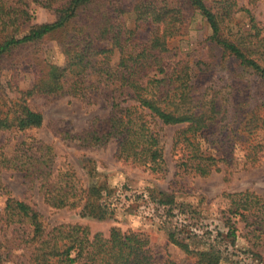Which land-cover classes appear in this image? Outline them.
<instances>
[{
    "label": "trees",
    "instance_id": "16d2710c",
    "mask_svg": "<svg viewBox=\"0 0 264 264\" xmlns=\"http://www.w3.org/2000/svg\"><path fill=\"white\" fill-rule=\"evenodd\" d=\"M31 4L52 10L55 20L29 24ZM186 6L204 19L213 48L264 84V23L248 8L238 7L237 0H212L211 4L207 0H184L179 6H172L168 0H0V58L54 34L64 56L62 65L44 63L28 88H20L13 81L4 84L0 78V136L42 125V113L29 104L34 96L69 95L88 100L103 85L102 89L111 92L109 114L93 118L87 128L69 136L71 140L90 147L114 140L118 159L158 173L163 172L165 160L155 126L184 124L173 138V145L182 143L188 151L179 167L203 176L218 170L216 159L202 152L196 136L226 120L232 109L236 115L234 106L240 99L218 98L217 92L208 93L202 86L199 90L191 80L189 67L181 61L171 62L169 43L185 33ZM234 25L240 27L234 30ZM146 27L151 29L146 40H141L138 32ZM115 52L118 60L113 65ZM242 101L245 105L252 103L248 96ZM249 114L246 126L264 127V117L256 110ZM253 141H246L247 148L254 152L264 149V144ZM258 157L254 155L252 162ZM55 158L52 145L34 138H21L12 148L0 143V171L22 172L37 181L49 206L80 208L89 215L104 217L106 195L111 189L103 184L85 186L72 167H57ZM94 164L88 159L87 168L92 171ZM2 194L7 197L0 220L29 227L25 240L28 264H164L158 263L141 233L112 227L105 238L100 233L91 234L78 223L48 228L43 215L26 201L10 196L0 178ZM224 195L229 200L228 221H246L253 247H264V198L249 190ZM158 203L164 206L168 218L169 241L195 257L192 264L221 263L217 247L194 250L180 235L172 221L176 215L173 197L159 199ZM255 255L260 256L257 252ZM6 257L0 243V264Z\"/></svg>",
    "mask_w": 264,
    "mask_h": 264
},
{
    "label": "rangeland",
    "instance_id": "374dc122",
    "mask_svg": "<svg viewBox=\"0 0 264 264\" xmlns=\"http://www.w3.org/2000/svg\"><path fill=\"white\" fill-rule=\"evenodd\" d=\"M182 1L168 0L172 6H179ZM207 1L211 4L212 0ZM237 5L248 8L257 20L264 23V0H237ZM187 7L183 8L187 24L185 33L172 38L169 43L171 62L186 64L191 80L199 90L202 86L208 93L217 92L218 98L240 99L238 106H234L236 115L232 109L226 120L213 125L207 133L196 136L202 152L216 159L218 170L203 176L179 167L181 158L188 151L182 143L173 145V138L185 128L184 124L155 126L164 146L165 160L163 172L158 173L118 159L114 140L93 147L71 140L69 136L87 128L93 118H104L109 114L111 92L100 85L88 100L69 95L34 96L29 104L42 113V125L23 133H5L0 136V143L12 148L21 138L28 141L34 138L52 145L57 167H72L85 186L103 184L111 189L106 195L108 205L104 217L89 215L80 208L49 206L43 200L39 183L24 177L22 172L2 170L0 178L10 196L26 201L43 215L48 228L78 223L87 227L91 234L100 233L105 238L112 227L122 232L134 231L147 238L148 247L158 263L192 264L195 257L186 255L168 239V218L164 206L158 201L171 196L175 201L176 214L173 224L186 238L190 248L201 250L214 245L223 258L220 264H264V247H253L254 239L250 233L247 234L246 221L239 218L228 221L229 200L224 195L249 190L264 198V149L254 152L246 144L247 140L251 142L253 139L256 141L252 144H264V127L244 124L251 110L264 117V84L256 75L241 71L238 62L213 48L208 40L211 31L204 19ZM29 10V24L55 20L56 14L52 10L37 4H31ZM243 14L244 11H240L239 18ZM238 27L240 25H234V30ZM150 29L146 27L138 32L141 40H146ZM57 37L54 34L35 45L21 48L13 55L1 57L2 83L13 81L20 88H28L44 63L62 65L64 56ZM117 60L115 52L111 63L114 65ZM243 96L250 97L252 103L245 105ZM254 155L259 157L253 163ZM88 159L96 163L92 171L87 168ZM6 197V194L0 195V216ZM248 219L253 218L249 216ZM28 232L26 224H7L0 220V243L7 256L1 264L29 263L25 241Z\"/></svg>",
    "mask_w": 264,
    "mask_h": 264
}]
</instances>
